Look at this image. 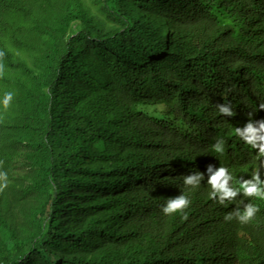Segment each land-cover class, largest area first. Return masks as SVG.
<instances>
[{
    "label": "trees",
    "instance_id": "1",
    "mask_svg": "<svg viewBox=\"0 0 264 264\" xmlns=\"http://www.w3.org/2000/svg\"><path fill=\"white\" fill-rule=\"evenodd\" d=\"M2 81L0 264H264V0H0Z\"/></svg>",
    "mask_w": 264,
    "mask_h": 264
},
{
    "label": "rangeland",
    "instance_id": "2",
    "mask_svg": "<svg viewBox=\"0 0 264 264\" xmlns=\"http://www.w3.org/2000/svg\"><path fill=\"white\" fill-rule=\"evenodd\" d=\"M17 88L15 84L11 81H2L0 87V123L7 124L10 121V116L12 115L5 106H7V99L15 97ZM8 106H12L9 104Z\"/></svg>",
    "mask_w": 264,
    "mask_h": 264
}]
</instances>
